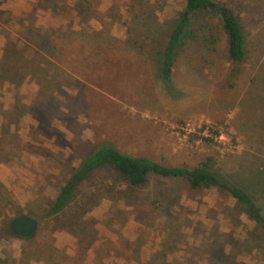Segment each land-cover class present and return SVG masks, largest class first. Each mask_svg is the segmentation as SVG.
Wrapping results in <instances>:
<instances>
[{"label":"rangeland","instance_id":"1","mask_svg":"<svg viewBox=\"0 0 264 264\" xmlns=\"http://www.w3.org/2000/svg\"><path fill=\"white\" fill-rule=\"evenodd\" d=\"M213 1L242 28L243 62L197 14L163 83L185 0H0L17 9L0 11V264H264L262 225L228 191L185 178L135 188L97 167L51 213L81 161L109 145L168 168L211 160L264 220V0ZM187 125L217 137H183ZM19 215L39 221L33 238L7 235Z\"/></svg>","mask_w":264,"mask_h":264},{"label":"trees","instance_id":"2","mask_svg":"<svg viewBox=\"0 0 264 264\" xmlns=\"http://www.w3.org/2000/svg\"><path fill=\"white\" fill-rule=\"evenodd\" d=\"M197 14L211 16L218 21L227 37V53L232 62L241 63L245 58V38L242 28L226 5L216 3L213 0H185L184 7L178 15L177 22L163 50L160 67V78L163 83L170 82L176 58L185 45V41L196 39L191 30V21ZM7 53L11 57L15 55L22 58L24 55V52L19 50L14 53L10 51ZM210 162L211 160L201 163L193 169L168 168L143 157H131L122 154L109 145H103L84 158L75 173L61 187L51 206V213L63 211L73 197L77 186L94 168L108 166L120 179L135 188L146 184L150 175H156L164 178H185L192 189L215 187L228 191L234 199L244 206L247 215L261 224L264 229V220L257 212L250 196L242 189L230 187L221 181L219 176L211 170ZM7 235L14 237L9 230H7Z\"/></svg>","mask_w":264,"mask_h":264},{"label":"water","instance_id":"3","mask_svg":"<svg viewBox=\"0 0 264 264\" xmlns=\"http://www.w3.org/2000/svg\"><path fill=\"white\" fill-rule=\"evenodd\" d=\"M39 228V221L29 215H19L9 223V232L16 238L26 240L33 238Z\"/></svg>","mask_w":264,"mask_h":264},{"label":"built area","instance_id":"4","mask_svg":"<svg viewBox=\"0 0 264 264\" xmlns=\"http://www.w3.org/2000/svg\"><path fill=\"white\" fill-rule=\"evenodd\" d=\"M180 133L183 134V137H186V135L191 134V135H198L200 136L202 140H214L216 139V134L212 135L211 130L208 126L204 128H195L194 126L187 125L185 128H178Z\"/></svg>","mask_w":264,"mask_h":264},{"label":"crops","instance_id":"5","mask_svg":"<svg viewBox=\"0 0 264 264\" xmlns=\"http://www.w3.org/2000/svg\"><path fill=\"white\" fill-rule=\"evenodd\" d=\"M0 11L10 12L13 17H16V15H17V9L15 6H6V7L1 6ZM1 55H2V53L0 54V57H1Z\"/></svg>","mask_w":264,"mask_h":264}]
</instances>
